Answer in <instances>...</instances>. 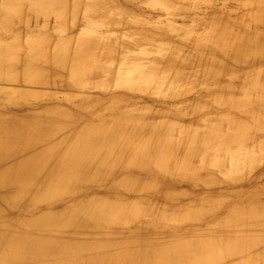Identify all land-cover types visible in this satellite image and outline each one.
Segmentation results:
<instances>
[{"label": "rangeland", "instance_id": "rangeland-1", "mask_svg": "<svg viewBox=\"0 0 264 264\" xmlns=\"http://www.w3.org/2000/svg\"><path fill=\"white\" fill-rule=\"evenodd\" d=\"M234 251L264 255V0H0V264Z\"/></svg>", "mask_w": 264, "mask_h": 264}, {"label": "bare ground", "instance_id": "bare-ground-1", "mask_svg": "<svg viewBox=\"0 0 264 264\" xmlns=\"http://www.w3.org/2000/svg\"><path fill=\"white\" fill-rule=\"evenodd\" d=\"M243 185V184H242ZM233 203L227 204V205H221V209L223 211L230 210V207L233 206ZM235 231H240L239 229H236ZM212 249L205 248L200 249L198 251L199 255H204L207 253H210ZM241 251H234L231 253H228L226 255H223L217 259L211 258L206 261H203L199 264H264V255L262 256H256V257H247L244 256L242 259H239V253ZM139 259H133V260H124V262H121L120 264H139Z\"/></svg>", "mask_w": 264, "mask_h": 264}]
</instances>
